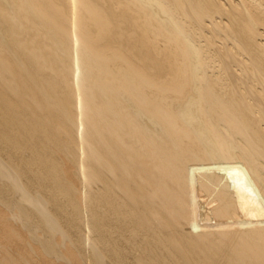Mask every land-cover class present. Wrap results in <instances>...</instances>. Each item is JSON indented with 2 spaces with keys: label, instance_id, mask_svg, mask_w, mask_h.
Wrapping results in <instances>:
<instances>
[{
  "label": "bare ground",
  "instance_id": "6f19581e",
  "mask_svg": "<svg viewBox=\"0 0 264 264\" xmlns=\"http://www.w3.org/2000/svg\"><path fill=\"white\" fill-rule=\"evenodd\" d=\"M0 264H264V0H0Z\"/></svg>",
  "mask_w": 264,
  "mask_h": 264
}]
</instances>
